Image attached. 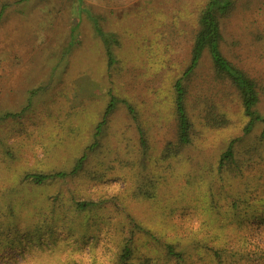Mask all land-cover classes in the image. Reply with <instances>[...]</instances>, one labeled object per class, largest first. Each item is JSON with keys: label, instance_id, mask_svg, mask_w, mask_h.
Instances as JSON below:
<instances>
[{"label": "rangeland", "instance_id": "obj_1", "mask_svg": "<svg viewBox=\"0 0 264 264\" xmlns=\"http://www.w3.org/2000/svg\"><path fill=\"white\" fill-rule=\"evenodd\" d=\"M206 1L0 0V264H120L131 243L134 264H264L263 126L243 133L238 96L207 52L186 83L193 141L162 158ZM89 16L115 36L111 62ZM221 29L226 58L264 85V0H236ZM214 104L227 127L206 124ZM231 140L246 166L225 180ZM251 144L260 149L247 155ZM83 155L74 176L26 179L69 172ZM87 201L97 206L75 209Z\"/></svg>", "mask_w": 264, "mask_h": 264}, {"label": "trees", "instance_id": "obj_2", "mask_svg": "<svg viewBox=\"0 0 264 264\" xmlns=\"http://www.w3.org/2000/svg\"><path fill=\"white\" fill-rule=\"evenodd\" d=\"M235 5L236 0H207L199 10L197 17L198 27L194 35L189 63L186 69L173 84L175 92L174 106L177 121L176 140L175 142H168L166 144V147L162 153L163 159L180 155L183 148L190 145L193 141L194 124L187 110L186 83L190 76L195 73L205 52H207L210 57L216 81L222 85H226L230 89H233L238 96L239 104L242 108L243 115L246 118V122L243 127V133L248 135L252 133L254 127L257 124H262L263 129L261 131L260 139L261 142L264 141V116L257 109V106L260 102V89L263 88L264 85L259 83L255 78L249 76L244 70L238 68L235 64L229 61L221 50V43L223 39L221 21L234 10ZM7 7V4L3 3L1 5L0 20L3 17L4 12L7 10ZM89 18L94 23L95 32L101 37L106 48L109 62H111V47L117 42L115 36L110 33H104L96 19L90 16ZM73 29L75 28L73 27L72 30ZM115 103V99L112 98L105 109L101 124H103L107 117L112 113L116 106ZM129 110L132 111L131 107H129ZM205 114H207V119L205 122L210 127L222 128L227 127L230 124V119L227 118L226 113L224 111L220 112L216 104L209 107L208 110L205 111ZM237 141L238 140H231L226 150L221 155L218 165V174H223L221 179L224 175L227 178L225 180L240 176L246 166L245 163L241 162V159L239 158L240 151L238 150ZM140 142L142 146H145L146 142L144 138H141ZM248 147L249 149L245 150V154L247 155H249L250 152H252V154L254 152H258L260 149L258 144H251ZM91 148L94 147L92 146ZM85 158V155L80 156L76 160L74 167L69 172L60 171L50 174H28L26 175V179H29L34 184L41 185L49 180L63 179L67 176H74L82 169ZM147 192L148 191H146V189H143L144 196ZM148 198H152V196L149 195ZM246 198L247 197L238 196L236 199H234L229 205L231 211L232 209H237L238 205L243 203ZM260 202H262V200ZM96 206L97 204L92 201L75 203V209L80 211V213H85L90 208ZM131 245L132 243L123 247L120 264H134L133 259L135 253H132ZM169 252L178 257V253H175L171 247H169ZM213 253L214 256L218 258L219 261H221L222 254L220 249H215Z\"/></svg>", "mask_w": 264, "mask_h": 264}]
</instances>
